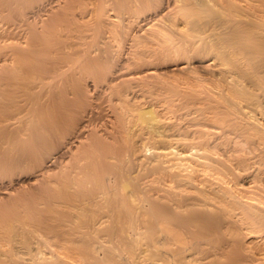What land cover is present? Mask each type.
<instances>
[{
	"label": "rangeland",
	"instance_id": "obj_1",
	"mask_svg": "<svg viewBox=\"0 0 264 264\" xmlns=\"http://www.w3.org/2000/svg\"><path fill=\"white\" fill-rule=\"evenodd\" d=\"M4 1H6V3H2V4H4V5H2V7H5V8L7 7L6 10L11 9L12 11H15V12L19 11L20 9L26 11L29 8L28 6H30L31 8H29L27 10V12H28V15L31 14V16H32L31 21L35 20V19L38 20V18H41V16H46L44 14L47 11L50 12V10L53 8V6H52L53 3H54V5L59 3V2H61L62 4L67 3L65 5L70 4V0H66L67 2H64V0H57V1L56 0H40V1L36 0L33 2H32V0H28V1L27 0H8V1L4 0ZM17 2H19V3H17ZM16 3L19 5H17ZM7 4H9V6H6ZM46 4H47V6H46ZM15 5H17V7ZM34 5L37 9L35 7H33ZM38 6H40V8L41 7L42 8L40 9ZM43 6H44V8H43ZM49 6L51 9L49 8ZM47 7H48V10H46ZM88 7H91V6H88ZM34 8H35V10H33ZM37 10L40 12L38 13ZM34 12L37 14L33 16L32 14H35ZM38 14L41 16L38 17ZM47 14H48V12H47ZM109 14H111V15H109ZM97 15H99V13ZM108 15L110 17H108ZM106 16L107 17L104 16L102 18L106 19L105 22H107V21L110 22L112 20V18L114 17V13L111 11ZM111 16H113V17L111 18ZM109 19H111V20H109ZM1 20H2V22H1ZM93 23H95V21ZM263 23H262V25L264 27ZM4 24H5V21L0 18V26L2 28L0 30H3V28L6 27V24H5V26H4ZM81 24H83V22H81ZM53 26H51L52 30L49 29L50 27L47 28V30H49V31H45L46 28H44L43 31L46 32L45 34H43V31H40L39 33L37 32L39 35L42 34L41 36L36 35V33H34L32 35L33 38L41 37V39H39V38L35 39L36 42L42 43V44L37 43V45L39 47L41 46L43 48L42 45L47 46V44H44V43L51 44V43H54L58 39L66 40L69 38L70 42L66 40L67 42H66L65 49L67 48V46L70 43L71 47L68 46V48H70V52H73V50L75 51L77 49H79L81 51V50H83L81 47L84 48L86 45H88L87 43L89 41L96 42V40L99 41L102 39V38H100L101 35H98L99 33L95 32V30H91V31L89 30L87 32L89 37L83 39V40H86L85 42L83 40H81V38H80V40L82 42V44H81L79 42V40H77L78 36H75L79 32L81 26H78V25H77L78 27L67 26L66 28L62 27L63 29L60 26H56V25H53ZM27 29H28V27H27ZM137 29L136 28L134 29V31H136L134 33L139 32L138 36H140L141 37L140 39L143 41L141 43L145 44L147 40H146L145 36H143L144 32H141L140 30H137ZM262 29L264 30V28H261V30ZM53 31H55V32H53ZM48 33L49 34L52 33L51 36H53L54 33H56V35H54L53 37H49V35H46ZM256 33L259 36L258 35L250 36V38H248V40L246 39L243 42L247 43V42H250V40H252V41H253V39L257 40V38L264 36V34L260 35V33H258V32H256ZM90 34H92V35H90ZM44 35L48 36V37H44ZM57 35H59L60 37H56ZM109 35H111V34H109L107 32V33H105L104 36L107 38L106 39L107 41H111L112 44H114L112 46V48H113L112 53H114L113 54L114 57L116 56L114 59V62L118 63L119 58H120L118 55L120 53V52H118L119 46H118L117 42H115V40L113 38H111ZM94 36H96V37H94ZM71 37H75V39H73V38L71 39ZM109 37L111 40L108 39ZM176 37H178V36H176ZM255 37H257V38H255ZM89 38L90 39L93 38L95 40L93 41V39L90 40ZM181 38H183V37H181ZM49 39H51V40H49ZM78 39H79V37H78ZM173 39H176V38H172V41H173L172 43H175V41L178 38L175 41ZM259 39L264 40L261 38H259ZM37 40H40V41H37ZM180 40L181 39L176 41L175 44H177ZM73 41L76 42V44ZM201 41L199 42L200 45L204 43L203 42L204 40L202 41L203 43ZM73 43H74V46L72 45ZM84 43L86 45H83ZM149 43L150 42L146 43L144 46L142 45V47L140 46L141 44H139V47H141V48L147 47L149 49L150 53L155 54L154 52H151V50L158 47L159 45L160 46L162 45V44L158 45L157 43L156 44H154V43L149 44ZM169 43H171V41ZM126 44L129 47H127V45H125L124 49L126 50V52L123 51L122 57L123 56L125 57L126 55H127L126 57H131V56H128L129 53H130V55H132L131 54L132 48L130 47L131 46L130 41H127ZM171 45H173V44H171ZM189 46H191V45L189 44L188 48H189ZM77 47H79V48H77ZM162 47L164 48V45H162ZM162 47L157 49V50H159V52L157 51L158 54L155 55L156 58L154 57L151 59L153 61H155L152 64L156 63L154 65L159 66V68H161L160 70L161 71L163 70V71L157 73V75H154L152 77H145V78L133 80L131 82V84H134V85L129 84V86L127 88L128 97L125 96V98H122L123 95L121 96V94H119L116 90L112 91V90L106 88V87H108V84L104 79H100L99 81L94 82L95 81L94 78H92L90 76L87 77V80L89 81V85H90L89 89H90V92L92 94V95L90 94V99H91V102L93 103L92 106H96V107H92L91 105H87V107L89 106L87 110L94 108L93 110L91 109L93 111V113H91V115H93V116H91V121L89 124L91 125L90 127L95 131L97 130L99 134L106 133L103 136L104 137L107 136L108 139H107V137L104 139H107L109 141L111 140L110 136H108V134H110L109 133L110 129L115 128L116 127L115 125H117V123H115V121H116L115 110L124 109L125 107H123V105H125L126 107L128 106V108L132 107V108L128 109V112H130V113L128 114L129 120L127 121V123L129 125L128 124L127 125H128V127H131L134 130V132H133V130H132V132L135 135L134 136L135 140L137 141V143L139 144V146L142 149V150H140V152H138L139 155L138 154L137 155L134 154L133 156L131 155L132 157H135L134 159L131 157L130 159H127L123 163L116 158L110 159V157L108 156V155H110V152L105 151L106 150L105 148H107V150H108V146L107 147L103 146L105 144V141H106L104 139L102 141L101 140L97 141V142L94 141L95 144L97 143V146L95 144L92 145L93 144V143H91L92 141L91 142L87 141L85 143L86 146L81 147L82 144L80 145V149H78L79 145H78V142H76V144H73L75 146L72 149L73 151L72 150L69 151L64 147V143H65L66 138H69L72 136L71 132H68V137H66L65 139L60 138V137L56 138V136H54V137L52 136L53 139H50L48 136H45V138H46L45 139L44 136L42 135V134H44L43 133L44 129H42L43 128L42 123H40V122L36 123L35 121L31 122V124H30V127L33 128L34 131L33 130L27 131V133L33 132L34 135H33V133H31V135L33 137L29 136V133H28V135L23 134V139L17 140V138H10L8 141L9 143L7 142L5 144V146L9 145L8 147H6L7 149H4L5 147L0 146V150H1L0 151V163H1L0 164V264H7L8 262H9L8 264H10V261H8V260H11L12 262H15L16 259L18 260L20 257L17 254L21 253L20 249H22V248L23 249L21 251L25 250V253L28 254L29 249L36 250L35 247L36 248L42 247L41 250L45 249L42 251H44L45 255L48 256L50 254V250H49L50 248H48L47 246L51 244L50 242L55 243L54 241H52V239L54 240L57 237L53 238L52 236L53 235L58 236L57 234H59L61 237L58 236L59 238L56 239V240H59V244L57 242L58 247L57 246L56 247L59 248V250H61L63 252V254L65 252H67L66 254L70 255V253H68V252L73 251L74 253L71 252V255L73 254L72 255L73 257L78 258L79 257L78 254H81V253H83L81 251H84L83 248H84V246H86L85 243H88L87 244L88 246L96 247L98 249L97 251H99L98 254H100V256L101 255L103 256L105 254V251H107V249L105 250L104 247H100L101 245L102 246L103 245L109 246L108 244H110L113 246L115 244V242H118V241H111L112 236L110 235V232L113 229L111 230L110 228H112L114 226L113 217H114V219H116L115 217H117L119 215L118 213H120L122 211V213H120L121 215L123 214L122 216H124V215L127 216V219H129V220L136 218L137 220H134V219L132 220L133 222L135 221V225L136 226H138L140 224L144 225V227H143L144 229L142 228V230H147L145 228H148L146 226L150 225L149 218H146V216L145 217L139 216L142 213H139V212H141V210L140 211L138 210V212L136 211L137 206H139V204H141V203H144L147 206H149L152 198H154V199L157 198V200L160 202V204L162 206H165L168 204V209L170 210L171 216H173V217L176 216L177 218H179L180 216L185 214V212H184L185 208H182L179 210L174 209L175 205L174 204L172 205L171 199L175 198V196L178 195V193H176V192H179V193L185 192L183 195H185L186 197L189 196L190 200L192 202L196 203L195 205L193 203H191V205H194L195 207L189 205L192 208H188L189 207L188 206L187 210H189L190 213L192 212L191 213L192 215L194 214L193 216L195 219H197L199 221L198 224L200 227H201L202 223L203 222L205 223V221H206L205 225H203V227L200 228V230L197 229V228H199V226L195 228V229H197V231L199 230L198 232L203 233L204 231H207V230L210 231L211 229H214V230L216 229V234L214 236V240L216 242L214 240H212L209 245H212V247H214V245L218 246V245H222L223 243H225L224 245H228L230 247L229 248L228 246H226V248H229V250H231V248L233 249L234 246H236V248L234 249L235 250L234 252L236 253L237 256L233 255V254H235V253H233V251H229V250L226 251V252L229 251V253L232 252L231 254L228 253V255H227V257H229L228 259H230V260H232L233 257H236V258L247 257V259L249 261L251 259V256H253L252 259L248 263H251L252 261H254V263L264 262V261H262V259L264 260V247H262V246H264V244H263L264 243V237H263L264 236V216H263L264 215V203H262V200L264 202V144L262 143L264 141L261 138L262 136H260V133H259L260 131H258V130H264V129L253 130V128H255L256 126H258V127H256V129L257 128H264L263 127V125H264V114H263V112H264V106H263L264 105V103H263L264 102V89L262 88V86H260V83H258V82H260V81H258L259 76H257V75L254 76L255 77L254 78L255 83L252 84L253 85V87H252V86H250V84H249L250 82L248 81L249 75L245 74V72L247 71L246 67H243L242 70H237L234 64H229V66L227 64L226 66L229 67L228 68L229 70L230 69L234 70V68H235V71L241 72L240 75H238L239 74L238 73L234 76V78H236V79L234 80V86H233V83H231L229 81V79L220 75L218 73V71L214 70L213 68L209 69V68L203 66V64L205 62H207L205 60L208 59V61H209V58H208V56L202 55L199 52L200 50H198L197 48H195L196 49L195 51H192L194 49H192L191 52L188 51V54H187L188 56L185 53L184 54L179 53V51L182 50L183 47H182V49L176 48L173 54H172L173 51H171V53H169V52L166 53V54H171L173 56H170V55L164 56L163 52H165V48L163 49ZM198 47H199V45H198ZM66 50H68V49H66ZM128 50H131V51H128ZM155 50L156 49H154L152 51H155ZM192 52H193V54H192ZM123 54H125V55H123ZM177 54L183 55L185 58L184 57H182V58L185 60L181 59V56L179 57V56H177ZM160 58L161 59L163 58V59L161 60ZM186 59L187 60L190 59L189 61L191 62V65L193 66V68H192V66H190V68H188V69L187 68L186 69L174 68L175 65L178 64L176 62L180 63L182 61H186ZM115 60H117V61H115ZM156 60H157V62H156ZM258 62L260 64L264 62V54H263V57L261 55L255 59V63L259 64ZM73 65H75V64H73ZM73 65H72V69H74V67H75ZM167 68H169V69H167ZM72 69L69 70L70 73L68 71V75L64 76L67 80H69L68 82H70V80L74 81V78L76 76L75 74H77L76 72H74L75 70H72ZM126 73H130V72L127 71V72H123L122 74H126ZM71 74H72L73 78H71V76H70ZM37 77L38 76H36V78H34V80H37ZM221 77H222V79H221ZM91 79H93V80H91ZM256 82L259 84V86H257ZM71 83L72 82L67 83L68 85H65L63 87H65V88H68V86L71 87ZM237 84H239V87L243 88V89L244 88H248V89L255 88L252 91H253V93H255V95L256 94L258 96L260 95L259 97L256 96L258 101L254 102V101H256V99H255L256 97H254L252 100H247V99H244L243 97H239L237 95L238 94L237 92H232L233 89L235 87H237ZM94 86H96V87H94ZM259 88H261V90ZM37 89L39 90L40 87H35L34 91L35 90L36 91L32 92V93H37V91H38ZM24 91H25L24 95H22L23 94V91H22L20 93V96H19L20 98L18 97L19 99H21L20 102L24 103V104L21 103L22 106H26L31 101L30 99H31V94H32L31 92H28L30 90H24ZM26 95H28V96H26ZM27 97H30V98H28V100H29L28 102H27ZM22 98H24L25 100ZM225 98H227V99H225ZM236 98L237 99L239 98L237 101L238 105L235 102H233L234 101L233 99H236ZM95 101L97 103H95ZM113 102L115 103V105H112ZM248 103H250V104H248ZM101 104H103V105H101ZM149 104H152L154 106L155 110L157 111L158 117L160 119V122H159L160 125H157L158 126L157 129H155L154 131L150 130V128L147 125L143 124L144 125L143 126L139 122L137 123L138 126L133 125L135 123V120H136L135 119V117H136L135 110L138 107H142L144 105H149ZM260 106H261V108H260ZM101 107H103V108H101ZM112 107H114V108H112ZM236 110H238V111H236ZM243 110H247V113L249 112L251 115L252 114L253 115L251 116L250 114H246L243 112ZM103 112H105V114ZM94 114H95V116H94ZM101 115H102V117H101ZM246 115H250V116H246ZM133 116H135V117H133ZM257 119H259L260 121H258ZM79 120H80L79 117L75 118V123L73 124L74 127L76 126L75 125L76 122H78ZM252 120L255 122L258 121V123L248 124L250 126H247L246 124L251 123ZM247 121H249V122H247ZM100 122H102V123H100ZM113 122H114V125H113ZM73 125H72V128L74 129ZM250 127L252 129H250ZM72 128H70L69 131H71ZM105 128H107V129H105ZM36 129H38V130H36ZM248 130H249V132H248ZM136 132H138V133H136ZM246 132H248V134H245ZM179 133H180V135H177ZM251 133H253V134H251ZM261 133L264 136L263 131H261ZM182 136H184L185 138H182ZM178 137H180V138H178ZM25 138H29V139L31 138V139L25 140ZM155 138L157 139V141L159 140V142L156 143L157 145L159 144V147L164 148V149L168 148L167 149L168 153H169V154L167 153L168 155L163 154V156L161 155L160 158H156L153 151L152 152L150 150L145 151V146L143 144H145L146 142L151 143V141H153V139H155ZM176 138L178 139L179 142L177 141ZM205 139H206V141H205ZM263 139H264V137H263ZM22 140H25V141H22ZM202 140L205 142H202ZM88 142H89L90 146L87 145ZM106 142H108V141H106ZM31 146L32 147L36 146V147L33 150V149H31L32 148ZM98 146H99L100 150H97V149H99ZM102 146H103V148H102ZM163 146H165V147H163ZM2 148L4 150H2ZM76 149H78V151ZM174 149H176V150L179 149L178 151H180L182 153L181 157H179V155L178 156L175 155L176 153H175ZM202 149L205 150L206 152L202 151ZM31 150H33V152ZM79 151H81V153ZM201 151L205 152L204 154H209L208 156L205 157L206 158L205 162H204V159L201 158V156L203 154ZM30 152H32V153H30ZM69 153L70 154L72 153V154L70 155ZM75 153H77L78 155ZM170 153H172L173 155H170ZM5 154H7V156ZM32 154H33V156H32ZM76 155H77V157H76ZM199 155H201V156H199ZM170 156H172V157H170ZM176 157H178V158H176ZM199 157L201 159H199ZM208 157H210L208 159L209 161H207ZM26 159H28V160H26ZM144 159L150 160V161L152 160V162L149 163V161L148 162L145 161V162H147L145 165ZM154 159L156 160L157 164L158 163L161 164L160 169L164 168V170L159 169V171H158V170H155V168L154 169L152 168V166L153 167L155 166L154 163H156V162H153ZM157 159H158V161H157ZM202 159H203V161H202ZM20 160H22V161H20ZM23 160H26V161H24L25 163L23 162ZM109 160L111 162H109ZM129 160H131V161H129ZM179 161H180V163H178ZM15 162L17 163L16 168H11L10 165H7L9 163H15ZM18 163H21V164H18ZM174 163H176V165H174ZM167 165H168V167L171 166L174 168H172V169L167 168ZM180 165H181V167H178ZM243 165L246 168H243L244 167ZM8 166H9V168H7ZM44 166H45V168H44ZM42 167L45 170L46 169L48 170V172H45L46 174L43 173L44 175L41 174L42 173L41 172ZM244 169H246V170H244ZM171 171H173L172 176L170 175ZM174 172H176V174H179L180 178L184 177V179H183L184 182L186 180L189 181V179H190L189 184L187 185L186 182H188V181H186L185 182L186 186H185V184H183V182H182L181 186H183V187H181L178 182H176L175 180L173 181L174 178L177 179V177L173 176ZM115 173L117 174L116 176H115ZM120 175H122V176H120ZM105 176L106 177L110 176V177L106 178ZM130 176H131L130 180H132V179L136 180V181L135 180L132 181V182H134L133 185H134L135 189H137L139 187V189L137 191L134 190L135 193H137V194H135V195H137L136 199H134L133 197H131V195H129L132 199L135 200V204L133 203L134 202L133 200L131 201V198H125V197H128L129 191L128 192L125 191L120 186V184H122V180L129 179ZM120 177H122V178H120ZM63 179H65V180H63ZM114 179H116V181H114ZM108 180L111 182V184ZM160 180H162V181H160ZM101 181H103V182H101ZM156 181H158V182H156ZM63 182H65V184L67 182V184L64 186ZM72 182H73V184H72ZM112 182H113V184H112ZM155 182H156V184H155ZM100 183H101V185H103V183L107 184V185H109V184L111 185V186L106 187L105 192H104V194H105L104 197H103V193L100 195V193H101L100 192L101 188H99V187H101ZM60 184H62V185H60ZM137 184H139V185H137ZM154 185L156 186V188ZM176 185H177V187H176ZM136 186H137V188H136ZM66 187L67 188L69 187V188L67 189ZM120 187L122 188V191H120L121 190ZM98 188H99V190H98ZM107 188H109V189H107ZM114 188L118 189L119 191L114 190ZM169 188H172L173 190L169 189ZM103 189H104V186L102 187V192L104 191ZM167 189H169V190H167ZM59 190H61V191H59ZM64 190H65V192L68 191L67 193H74L73 195H76V196L75 197L71 196L72 197L71 198L70 194L69 195L65 194V196L59 195L60 193L62 194V192ZM85 190H86V192L87 191H90V192L84 193ZM96 190H98L97 193H96ZM69 191H71V192H69ZM65 192H63V194ZM107 192L109 193V195ZM55 193L57 194L56 196L58 198L54 197ZM202 193H204L206 195H204ZM42 194H43V196H42ZM45 195H49V196H45ZM84 195L87 197H85ZM95 195H97V197ZM140 195H143L142 198H140L141 197ZM157 195H160V196L158 197ZM172 195H174V196H172ZM82 196H83V198H82ZM65 197H67V198H65ZM89 197L92 199H90ZM110 197H112V198H110ZM169 197H171V198L169 199ZM201 197L203 198V200L207 199V201L201 200ZM96 198H98V199H96ZM107 198H109L111 200H109ZM59 200H63L64 204L62 202H60ZM68 200H70V201H68ZM83 200H85V201H83ZM167 200H169L170 202ZM199 200H200L201 204H203V205H201L200 202H198ZM227 200L230 203H227ZM229 200H231V201H229ZM257 200H261V208H257L260 205L258 203L259 201H257ZM210 201H212V202L210 203ZM92 202H93L94 206L91 205ZM60 203H61V205L59 206ZM83 203L85 204V206H82V205H84ZM117 203H119V204H117ZM209 203L211 204V206H209ZM227 204H231L232 206L235 205L236 207L235 206L232 207V208H235V210H233L230 207L231 205L228 206ZM57 205H58V207H57ZM62 205H63V208H62ZM73 205L75 207H79L78 208L79 210L77 208L72 207ZM103 205L105 207H103ZM225 205L227 207H224ZM128 206L131 207L132 210ZM217 206H221V207H223V209L225 208L226 210L225 209L223 210L221 207L218 208ZM249 206H250V208H248ZM71 207H72V209L74 208L75 210L74 209L71 210ZM86 207H88V208H86ZM117 208L120 210H118ZM124 208H126L127 210ZM229 208L232 209L233 211L229 210ZM85 209H86V211H85ZM107 209H108V211H106ZM128 209H129V211H128ZM245 209L246 210L250 209V210L246 211ZM76 210H78L77 213L75 212ZM104 210L106 211V213ZM193 210H195L194 213H193ZM251 210L253 212H251ZM13 211H14V213H12ZM62 211L64 213H62ZM68 211H70V213ZM79 211H80V213H79ZM87 211H89L88 214H87ZM115 211H117V213ZM71 212H74V213H71ZM107 212H110V213H107ZM127 212H130L131 214L132 213H135V214H133V216H131V214H129V213L127 215ZM227 212L229 213V215L231 217L227 214ZM260 212L263 213V215L259 214ZM65 213H66V215H65ZM96 213H98V215ZM251 213H253V215L256 217L258 216L257 219H252L253 215H250L251 216V218H250L249 214H251ZM55 214H56L57 218H54ZM69 214H74L75 218L73 217L74 215L69 216ZM106 214H115V215L118 214V215L117 216L110 215V217H109ZM137 214H138V217L136 216ZM146 214H147V211H146ZM102 215H103V218H101ZM226 215H228L229 217ZM40 216H42V217H40ZM50 216H51V218H49ZM243 217H244V219H242ZM256 217H253V218H256ZM78 218H79V220H78ZM99 218L101 220H99ZM106 218L110 219V220H107ZM40 219H41V222L39 223ZM57 219H58V221H64L63 223L64 224L66 223L67 226H65L62 222H57ZM73 219H75V220H73ZM104 219H106V220H104ZM37 220H39V221H37ZM98 220H99V222H98ZM142 220H146V222L142 221ZM248 220H250V221H248ZM79 221H81L80 225L78 224V226H77V223H79ZM136 221H141V222H136ZM227 221H229V222H227ZM261 221H263V222H261ZM36 222L39 223L40 225H38ZM52 222H56V223H52ZM86 222L88 225L86 224ZM96 222H98V226H96L97 225ZM142 222H143V224H142ZM208 222H209V224H207ZM67 223H69V224H67ZM95 223H96V225H94ZM101 223L104 225H102ZM228 223H230V224H228ZM54 224L56 226V227L54 226L55 228H58L57 225H59V227L61 225V227L57 229V230L60 229L59 231H57L55 228L52 227ZM223 224H225V225L223 226ZM36 225L41 226V227H38L39 228L38 229V228H36L37 227ZM229 225H231L232 228ZM206 226H209V227H206ZM219 226H221L220 228H222L223 231H222V229L218 228ZM140 227H142V226H140ZM225 227H227L228 229L225 230L226 229ZM233 227H235V228H233ZM35 228L38 230H36ZM69 228H70V230H69ZM100 228H102V229H100ZM203 228H204V231H203ZM207 228H209V229H207ZM53 229H55V231H57V232H55ZM76 229H77V231H76ZM79 229L81 232L79 231ZM231 229H232V231H231ZM51 230H53V231H51ZM31 232H32V234H31ZM60 232H62V233L60 234ZM75 232H76V234H75ZM73 233H74V235H73ZM81 233H83L84 235ZM153 233H154V231H151V229H149L146 233H144V234H146V239L151 237ZM66 234H69V235L66 236ZM49 235L50 236L52 235L51 236L52 239ZM63 235L66 237L64 238ZM87 235H89V236H87ZM218 236H219V239H218ZM41 237H43V238L49 237V240H51V241H49V244H48V241L46 242V239L44 238L45 239L44 241L46 242V246H45V243L43 244V240L38 239V238L41 239ZM15 238H16V240H15ZM60 238H61V240H60ZM70 239H74L75 242H77L76 240H79V241L77 243H75L74 240H70ZM102 239H104V242L102 241ZM63 240H65V241H63ZM68 240H69V242H68L69 244L66 243ZM106 240H109L108 241L109 243L107 242V244H106ZM113 240H117V239H113ZM224 240L225 241L227 240L228 242L233 241L237 245L230 246L231 243L229 242V244H226L227 241L225 242ZM38 241H42V242L35 243ZM90 241H92V242H90ZM28 242H29V244L31 242V244L34 246L33 247L31 246L32 248H29ZM61 242L64 244H60ZM70 243L73 245V248H72V245ZM76 244H78V245H76ZM91 244H93V245H91ZM62 245H65V248ZM116 245H118V244H115L113 247H115ZM258 245H260V246H258ZM23 246H25V247H23ZM81 246L83 248H81ZM118 246L116 247V249L114 248V250L117 251L118 253L121 251L122 254L119 253V254H121V255H119L118 253H116L114 251L115 254H117V256L129 258L133 255L132 254L133 252H128L127 250L130 251L131 249H134V247L131 249L124 247V249H122L123 248L122 245H120L121 247H119V248H118ZM60 247H63L64 249H62V248L60 249ZM67 247H69L68 249L70 251H68L66 249ZM79 247H80V249H78ZM208 247L211 248L210 246H208ZM107 248H109V247H107ZM140 248L141 247L139 245V248H137V254L138 253L140 254L139 261H138L139 264H157L158 256H152L151 257V255H148V254L152 253L151 250L149 252L144 251L145 253L148 252L147 254H145V253H143V249H140ZM242 249H243V251H242ZM32 250H30V252H31V253H29L30 255L32 254V252L36 253L38 251V249H37V251H32ZM64 250H67V251H64ZM17 251H18V253L16 254L15 252H17ZM100 251H102V252H100ZM140 251H141V253H140ZM47 252H49V253H47ZM25 253H24V255H27ZM130 253L132 255H130ZM250 253H251V255L248 258L247 254H250ZM243 254H245V255H243ZM84 255H86L85 252H84V254H82L80 256L85 257ZM152 255H154V254H152ZM230 255H233V257L232 256L230 257ZM12 256H14V257H12ZM27 256H29V255H27ZM9 257H10V259H9ZM153 257H154V259H153ZM227 257H224L223 259H225ZM12 258H15V259H12ZM79 259H81V258L79 257ZM82 259H84L86 261L91 260V259H88L87 257L82 258ZM228 259H226V260H228ZM258 259H261V261H259ZM226 260H224V261H226ZM230 260H228L227 262H229ZM92 262H93V260H91V262H89V263L91 264ZM96 262H98V261H96ZM161 262L163 263V261H161ZM99 263L102 264L101 261L98 262V264ZM104 263H106V262H104ZM94 264H97V263H95V261H94Z\"/></svg>",
	"mask_w": 264,
	"mask_h": 264
},
{
	"label": "bare ground",
	"instance_id": "obj_2",
	"mask_svg": "<svg viewBox=\"0 0 264 264\" xmlns=\"http://www.w3.org/2000/svg\"><path fill=\"white\" fill-rule=\"evenodd\" d=\"M33 1H36V0H32V2ZM38 1H40V0H38ZM64 2H67V1L64 0ZM2 3H6V1L0 0V18L3 19L5 21V24H6V27H4L3 30H0V146L5 147L4 149H7L6 147L9 146V145L5 146V144L9 141L10 138H17V140L23 139V134L28 135L29 132L27 133V131H30V130L34 131V129L30 127L31 122H33V121H35L36 123L37 122L42 123V127H43L42 129H44L43 130L44 134H42V135L44 136V138H45V136H48L50 139H53L52 136L53 137L56 136V138L60 137V138L65 139L66 137H68V132H71L72 136L69 138H66L65 143H64V147L69 151L75 147L73 144H76V142H78V145H79L78 149H80V145L82 144L81 147L86 146L85 143L87 141H89V142L92 141L91 142V143H93L92 145H94L95 142H97V141H100V140L102 141L104 138L107 137L106 135H105L106 137L103 136L106 133L99 134L98 131L96 130L97 131L96 132L95 130H93L90 127L91 125L89 124L91 121V116H93V115H91V113H93L92 110L94 108L90 107L92 110L91 109L87 110L89 107V106L87 107V105L92 106V104H93L91 102V99H90L91 92L89 89L90 85H89V81L87 80V77L90 76V77L94 78V80H95L94 82L99 81L100 79H104L108 84V87H106V88H108L112 91L116 90L119 94H121V96L122 95L124 96V97L122 96V98H125V96L128 97L127 88L129 86V84L134 85V84H131V82L133 80L141 79V78H145V77H152L154 75H157V73L163 71V70L162 71L160 70L161 68H159V66L154 65L156 63L152 64L155 61H153L151 59V58H154L156 54H158L159 50H157V49L161 48L162 45H164V48H165V52H163L164 56H168V55L173 56L171 54H166V53H168V52L171 53V51H173L172 52V54H173L176 48L182 49V47H183V49L180 50L179 53L180 54L185 53L186 55L188 54V51L191 52L192 49H194L192 51H195L196 50L195 48H197L198 50H200L199 52L202 55L208 56V58H209V61H208V59L205 60L207 62H205L203 64V66L207 67L209 69L213 68L214 70L218 71V73L220 75L229 79V81L231 83H233V86H234V80L236 79V78H234V76L238 73H239L238 75H240L241 72L235 71V68H234V70H231V69L229 70L228 69L229 64H234L237 70H242L243 67H246L247 71L246 72L244 70L243 71L245 72V74L249 75L248 81L250 82L249 83L250 86L253 87L252 84L255 83V80H254L255 77L254 76L257 75V76H259L258 81H260V82H258V81L257 82L260 83V86H262V88L264 89V62L261 64L259 62H258L259 64L255 63V59L261 55L263 57V54H264V40L259 39V38L264 39L263 38L264 36L257 38L259 35L256 33V32H258V33H260V35L264 34L263 33L264 30L263 29L261 30V28H264L262 25V23L264 22V0H70L69 5H65L67 3L62 4L61 2H59V3L56 2L57 4H55V5L53 3L52 9L50 8L51 5L49 6V8L51 9L50 12L47 11L48 14H47V12L45 14L43 13L46 16H41L38 14V17L41 16V18H38V20L35 19L32 21H31V18H32L31 14L28 15V12H27V10L29 8H31L30 6H28L29 8L26 11L20 9L19 11L15 12V11H12L11 9L6 10L7 7L6 8L2 7V5H4ZM17 3H19V2H17ZM17 5H19V4H17ZM17 5H15V6L17 7ZM35 5L33 7H35ZM6 6H9V4H7ZM46 6H47V4H46ZM88 6H91V7H88ZM38 7L40 8V6H38ZM35 8L33 10H35ZM43 8H44V6H43ZM46 10H48V7L46 8ZM111 11L114 13V17L111 16V18L113 17L114 19L113 18H112V20L109 19L111 21L110 22L107 21L108 22L107 23V22H105L106 19H104L102 17H104V16L107 17L106 15ZM37 12L39 13L40 11L37 10ZM98 13H99V15H97ZM36 14L37 13L32 14V15L34 16ZM109 15H111V14H109ZM109 15H108V17H110ZM94 21H95V23H93ZM1 22H2V20H1ZM81 22H83V24H81ZM5 24H4V26H5ZM53 25L60 26L61 28L62 27L66 28L67 26H72V27L73 26H75V27L81 26L79 32L77 33V35H75V36L79 37V39L77 37V40H79V42L81 44H82L81 40L89 37V35L87 34V32L89 30L90 31L95 30V32L99 33L98 35H101L100 38H102V39L101 40L98 39L99 41L96 40V42L89 41L87 43L88 45H86L84 43L83 45H86V46L84 48L81 47L83 49L81 51L79 49H77L75 51L73 50V52H70V48H68V46L71 47L70 43L66 48L68 50L65 49L66 42L69 41V38L66 39L67 41L57 38L58 40H56L54 43H51V44L44 43V44H47V46L42 45L43 48L41 46L39 47L37 45V43H40V44H42V43L36 42L35 39L36 38L41 39V37L33 38L32 35L34 33H36V35L41 36L42 34H40V35L38 34L40 31H43L44 28H46L45 31H49V30H47V28H49V27H50L49 29L52 30L51 26H53ZM27 27H28V29H27ZM135 28L136 29L138 28L137 30L144 32V34L146 33L145 35L143 34V36H145V38L147 40L146 43L150 42L149 44H151V43H154V44L157 43L158 45L162 44L161 46L157 45L158 47L154 48V49H156L155 51H152L154 49L151 50V52H154L155 54L150 53V51L147 47L141 48L142 45L144 46L146 43L145 44L141 43L143 41L140 39L141 37L138 36L139 32L134 33V32H136V31H134ZM0 29H2L1 26H0ZM53 32H55V31H53ZM107 32L109 34H111L109 36L111 38H113L119 46L118 52H120V53L118 55L120 58H119L118 63L114 62V59L116 56L114 57L113 56L114 53H112V51H113L112 46L114 44H112L111 41H107L106 40L107 38L104 36L105 33H107ZM45 33L46 32L43 31V34H45ZM51 34L48 33L46 35H49V37H53L54 35H56V33H54L53 36H51ZM92 34H90V35H92ZM59 35H57L56 37H60ZM253 35L254 36L258 35L257 37H255V38H257V40L253 39V41H252L249 39L250 42H247V43L243 42L246 39L248 40V38H250V36H253ZM176 36H178V37H176ZM44 37H48V36L44 35ZM94 37H96V36H94ZM110 37L108 38L109 40H111ZM181 37H183V38H181ZM72 38L75 39V37H71V39ZM80 38H81V40H80ZM172 38H176V39L178 38L177 40L173 39L174 41L175 40L178 41L179 39H181V40L177 44H175L176 41H175V43H172L173 42ZM92 39H90V40H92ZM49 40H51V39H49ZM94 40L95 39H93V41ZM201 40L202 41L204 40L203 41L204 43ZM37 41H40V40H37ZM83 41L85 42L86 40H83ZM127 41H130V45H131L130 47L132 48V51L131 50H128V51H131L132 55H130V53H129L128 56H131V57H126L127 55L125 57L124 56L122 57L123 51L126 52L124 47H125V45H127L126 44ZM170 41H171V43H169ZM200 41L203 44L200 45L199 44ZM74 43L76 44V42H74ZM74 43L72 44L73 46H74ZM139 44H141L140 45L141 47H139ZM171 44H173V45H171ZM189 44L191 46H189V48H188ZM198 45H199V47H198ZM127 47H129V46L127 45ZM77 48H79V47H77ZM192 54H193V52H192ZM123 55H125V54H123ZM177 56H179V57L181 56V59H183L182 57H184L183 55H179V54H177ZM183 60H185V59H183ZM189 60L186 59V61H182L180 63L176 62L178 64H176L174 68H177V69H186V68L188 69V68H190V66H192V65H191V62ZM115 61H117V60H115ZM156 62H157V60H156ZM73 64H75V65H73ZM227 64H228V66H226ZM72 65L75 66L74 69H72ZM192 68H193V66H192ZM71 69L75 70L74 72H76L77 74H75L76 76L74 78V81L70 80V82H72L71 87L68 86V88H65L63 86L68 85L67 83H70V82H68L69 80H67L64 76L68 75V71ZM167 69H169V68H167ZM127 71H129L130 73L122 74L123 72H127ZM69 73H70V71H69ZM36 76H38L37 80H34V78H36ZM70 76H71V78H73L72 74ZM221 79H222V77H221ZM91 80H93V79H91ZM258 83H257V86H259ZM35 87H40V89L39 90L37 89L38 90L37 93H32V92L36 91V90L34 91ZM94 87H96V86H94ZM254 89L255 88H253V89L244 88L243 89V88L239 87V84H237V87H235L232 92H237L238 93L237 95L239 97H243L244 99H247V100H252L254 97L258 96L257 94L255 95V93H253L252 90H254ZM259 89L261 90V88H259ZM24 90H30L28 92L32 93L31 99H30L31 101L26 106H22V104H24V103L20 102L21 99H19L20 93L22 91H23L22 95H24V92H25ZM26 96H28V95H26ZM28 98H30V97H27V102L29 101ZM22 99H24V98H22ZM225 99H227V98H225ZM236 99H233L234 100L233 102H235L237 104V101L239 98L237 100ZM255 99H256V101H254V102H257L258 101L257 97ZM95 103H97V102L95 101ZM113 103H112V105H115V103L114 104ZM248 104H250V103H248ZM101 105H103V104H101ZM92 107H96V106H92ZM123 107H125V108L122 110H115V112H116L115 123H117V125H115L116 127L114 126L115 128L112 127L113 129H110V132H109L110 134H108V136H110L111 140L110 141L107 140L108 139V137H107V139H104V140H106L108 142L105 141V144L103 145L105 147L108 146V150H107V148H105L106 149L105 151L110 152V155H108L110 157V159L116 158V159L120 160L122 163L124 161H126L127 159H130L134 154L139 155L138 152H140V150H142L141 147L139 146V144L137 143V141L135 140V137H134L135 135L133 134L134 130L131 127H128L129 124L127 123V121L129 120L128 114L130 113V112H128V109H130L132 107L128 108V106L126 107L125 105H123ZM101 108H103V107H101ZM112 108H114V107H112ZM260 108H261V106H260ZM247 110H243V112L246 114H250L249 112L247 113ZM236 111H238V110H236ZM103 113L105 114V112H103ZM263 114H264V112H263ZM135 115H136V117L135 116H133V117H135L136 120H135V123L133 125H137V123L139 122L142 125L143 124L147 125L150 128V130H153V131L155 129H157V127H158L157 125H160L159 124L160 119L158 117L157 111L155 110V108L152 104L144 105L142 107H138L135 110ZM250 115H246V116H250ZM94 116H95V114H94ZM76 117H79L80 120L78 122H76V124H75L76 126L74 127L73 124L75 123ZM101 117H102V115H101ZM257 120L260 121L259 119H257ZM258 121L255 122L252 120L251 123H247L246 125L250 126L248 124H253V123L255 124V123H258ZM247 122H249V121H247ZM100 123H102V122H100ZM72 125H73L74 129L72 128ZM113 125H114V122H113ZM256 127H258V126H256ZM256 127L253 128V130L264 129V128H257L256 129ZM263 127H264V125H263ZM70 128H72L73 130L71 129V131H69ZM105 129H107V128H105ZM250 129H252V128L250 127ZM36 130H38V129H36ZM132 130H133V132H132ZM258 131H260L259 132L260 136H262L261 138L264 141V139H263L264 136L261 133V131H263V133H264V130H258ZM248 132H249V130H248ZM248 132H246L245 134H248ZM31 133H33V132H30L29 136H32ZM136 133H138V132H136ZM251 134H253V133H251ZM33 135H34V133H33ZM177 135H180V133ZM178 138H180V137H178ZM182 138H185V137L182 136ZM26 139H29V138H25V140ZM25 140H22V141H25ZM177 141H178V139H177ZM205 141H206V139H205ZM205 141L202 140V142H205ZM89 142L87 145H89ZM157 142H159V140L157 141L156 138L153 139V141H151V143L150 142H146V143L144 142L145 144H143V145L145 146V151L146 150L147 151L150 150L151 152L153 151L156 158H160V156L161 155L163 156V154L168 155L169 154L168 150H167L168 148L167 149L165 148L166 149L165 150L164 148L159 147V144L158 145L156 144ZM262 143L264 144V142H262ZM95 145L97 146V143ZM103 146H102V148H103ZM35 147L36 146H33L31 149L34 150ZM163 147H165V146H163ZM98 148H99V146H98ZM4 149L2 148V150H4ZM78 149H76V150L78 151ZM33 150H31V151L33 152ZM97 150H100V148ZM174 150L176 153V154L175 153L174 154L177 156L179 155V157H181L182 153L180 151H178L179 149L178 150L174 149ZM202 151H205V150L202 149ZM32 152H30V153H32ZM79 152L81 153V151H79ZM205 152H202V153L204 154ZM172 153H170V155H173ZM33 154H32V156H33ZM75 154H77V153H75ZM203 154H202V156L201 155H199V156H201V158H203L204 162H205V159H206L205 157L208 156L209 154H204V155ZM5 155L7 156V154H5ZM77 155H76V157H77ZM170 157H172V156H170ZM132 158L134 159L135 157H132ZM176 158H178V157H176ZM201 158L199 157V159H201ZM209 158L210 157L207 158V161H209L208 160ZM28 159H26V160H28ZM203 159H202V161H203ZM26 160H23V162ZM20 161H22V160H20ZM129 161H131V160H129ZM145 161H147V162L149 161V163L152 162V160L150 161V160L144 159V162ZM157 161H158V159H157ZM109 162H111V161L109 160ZM147 162H145V165ZM153 162H156V160L154 159ZM178 163H180V161ZM18 164H21V163H18ZM154 164H155V166L154 167L152 166V168L153 169L155 168V170L159 171L161 164L160 163L157 164V162ZM7 165H10L11 168H16L17 163L16 162L15 163H9ZM174 165H176V163H174ZM178 167H181V165ZM7 168H9V166ZM44 168H45V166H44ZM44 168L43 167L41 168V170H42L41 174L48 172V170L46 169L47 170L46 171ZM167 168L172 169L174 167H171V166L168 167V165H167ZM243 168H246V167L244 166ZM161 169L164 170V168H161ZM244 170H246V169H244ZM172 172L173 171L170 172L171 174L169 173L171 176H172ZM116 175L117 174L115 173V176ZM120 176H122V175H120ZM173 176L177 177V179L174 178L173 181L175 180L176 182H178L180 186H181L182 182H183V184H185V182L188 181L185 179L186 181L184 182V180H183L184 177L180 178L179 174H176V172L173 173ZM108 177H110V176H108ZM108 177H106V178H108ZM120 178H122V177H120ZM130 179H131V176L129 179L122 180V184H120V186L125 191H127V192L129 191L128 197H125V198L133 197L134 199H136L137 195H135V194H137V193H135L134 190L137 191L139 189V187L137 188V186H136L137 189H135V187L133 185L134 182H132L135 179L134 180L133 179L130 180ZM63 180H65V179H63ZM114 181H116V179H114ZM160 181H162V180H160ZM101 182H103V181H101ZM156 182H158V181H156ZM156 182H155V184H156ZM189 182H190V179L188 182H186V184L188 185ZM63 184L65 186L67 184V182H66V184H65V182H63ZM72 184H73V182H72ZM110 184H111V182H110ZM110 184L107 185V184L103 183V185H101V183H100V185H101V187H99V188H101L100 195L103 193V197L105 196V194H104L105 189L107 186H111ZM112 184H113V182H112ZM186 184H185V186H186ZM60 185H62V184H60ZM137 185H139V184H137ZM103 186H104V189H103L104 191L102 192ZM176 187H177V185H176ZM181 187H183V186H181ZM99 188H98V190H99ZM116 188H114V190H118ZM122 188L120 191H122ZM155 188H156V186H155ZM107 189H109V188H107ZM169 189H172V188H169ZM169 189H167V190H169ZM98 190H96V193ZM59 191H61V190H59ZM63 192H65V190ZM63 192H62V194L60 193L59 195L65 196V194H67V195L70 194V197L76 196V195H73L74 193H67L68 191H66L64 194H63ZM69 192H71V191H69ZM85 192H86V190L84 191V193ZM89 192L90 191H87L86 193H89ZM56 193L54 195L55 198L57 197ZM176 193H178V195H176L175 198L171 199L172 205L173 204L175 205L174 209L179 210V209L185 208L184 209L185 214H183L179 218H177L176 216H175L176 218L171 216L170 210L168 209V204L167 205L164 204L165 206H162L160 204V202L157 200V198L156 199L152 198L149 206H147L144 203H141V204H139V206H137L136 211L138 212V210L139 211L141 210V212H139V213H142L139 216H141V217L146 216V218H149V223H150L149 226L150 227L146 226V227H148V228H145L147 230H142L144 225L140 224V225L136 226L135 221L134 222L132 221L134 218L132 220H129V219H127V216H125V215H124L125 217L122 216L123 214L122 215L120 214V213H122V211L120 213H118L119 215L117 214L118 216L115 214H106L109 217H110V215L117 216V217H115L116 219H114V217L112 216L113 220H114V222H113L114 226L112 228H110L111 230L113 229L112 231L110 230L111 231L110 235L112 236L111 241H118V242H115V244H118L119 246L116 245L115 247H113L115 244L113 246L110 244H108L109 246H107V245H103V246L101 245L100 246L99 245L100 247H104L105 250L107 249V251H105V254L103 256L101 255L102 257L100 256V254H98L99 253V251H97L98 249L96 247L88 246L87 245L88 243H85L86 246H84V248L82 247L83 245L81 246V248H83V250H84V251H81L83 253H81V254L77 253L81 259H79V257L78 258L73 257L72 256L73 254L71 255V252H73V251H70L68 249L69 247H67L66 249L68 251H70V252H68V253H70V255L69 254L67 255L66 254L67 252H65L63 254V252L61 250H59V248H57L58 247L57 242L59 244V240H56V239L59 238L58 236H60V235L56 233L58 236H56V235L52 236L51 235L53 238L57 237L54 240L49 235L51 237L52 241L55 242V243L50 242L51 243L50 245H48L49 241H51V240H49V237L48 238L44 237L46 239V242L48 241L47 247L50 248L49 249L50 254L48 256H46L44 251H42L45 249L41 250L42 247L41 248L35 247L36 250L29 249V253H31L30 250L37 251V249H38V251L36 253L32 252L31 255L29 253L28 254L25 253V250L21 251L23 249L22 248V249H20V252H21L20 254L18 253V251L15 252L16 254L18 253L17 255L20 257L18 260L16 259L15 262H12L11 260H8V261H10V264H90L89 262H91V260H93V262L91 264H94V261L97 264L100 261L102 264L104 262H106L104 264H139L138 261H139L140 254L139 253L137 254V248H139V245H140V247H141L140 249H143V253H145L144 251L149 252L151 250L152 253L148 254V255H151V257L152 256H158L157 264H195V263L196 264H264V262L254 263V261H252L251 263H248L252 259L253 256H251V259L249 261H248L247 257H242V258L241 257H239V258L233 257V255H236V253L234 252L235 251L234 249L236 248V246H234L233 249L231 248V250H229L230 247L228 245H224L225 243H223L222 245H218V246L214 245V247H212V245H209L211 243V241L214 240V236L216 234V229L215 230L211 229L210 231H208L207 229H209V228H207L206 229L207 231H204V228H203V231H204V232L202 231L203 233L198 232L200 230V228H202L203 225H205L206 221H205V223L203 222L201 227H200L198 224L199 221L197 219H195L193 216L194 214L192 215L191 214L192 212L190 213L189 210H187V207L189 205H191V203H193L194 205L196 203L192 202L188 195H187L188 197L183 195L185 192H180V193L176 192ZM202 194H204V193H202ZM108 195H109V193H108ZM129 195H131V197ZM204 195H206V194H204ZM42 196H43V194H42ZM45 196H49V195H45ZM95 196L97 197V195H95ZM140 196H141L140 198H142L143 195H140ZM157 196L159 197L160 195H157ZM172 196H174V195H172ZM67 197H65V198H67ZM85 197H87V196H85ZM82 198H83V196H82ZM98 198H96V199H98ZM110 198H112V197H110ZM170 198L171 197H169V199ZM90 199H92V198H90ZM107 199H109V198H107ZM134 199L131 198V201L133 200L134 201L133 203L135 204ZM63 200H59V201L63 203L64 202ZM109 200H111V199H109ZM201 200H203L202 197H201ZM68 201H70V200H68ZM83 201H85V200H83ZM167 201H169V200H167ZM203 201H207V199H205ZM229 201H231V200H229ZM257 201H259L258 203L260 205L258 204L259 207H257V206L256 207L261 208V200H257ZM198 202H200V200ZM211 202L212 201H210V203ZM210 203H209V206H211ZM227 203H230V202H228V200H227ZM262 203H264L263 200H262ZM117 204H119V203H117ZM200 204H201V202H200ZM60 205H61V203L59 204V206ZM91 205H93V202ZM194 205H191V206H194ZM201 205H203V204H201ZM227 205L229 206L231 204H227ZM82 206H85V204ZM233 206H235V205H233ZM233 206L231 205L230 207L232 208ZM57 207H58V205H57ZM72 207L77 208V209L79 208V207H75L74 205ZM72 207H71V210L74 209V208L72 209ZM103 207H105V206L103 205ZM217 207L220 208L221 206H217ZM224 207H227V206L225 205ZM62 208H63V205H62ZM86 208H88V207H86ZM129 208H131V207H129ZM188 208H192V207L189 206ZM221 208L223 209V207H221ZM248 208H250V206ZM124 209H126V208H124ZM232 209L235 210V208H232ZM232 209L229 208V210L233 211ZM78 210H76L75 212L77 213ZM118 210H120V209H118ZM131 210H132V208H131ZM85 211H86V209H85ZM106 211H108V209ZM106 211H105V213H106ZM128 211H129V209H128ZM146 211H147V214H146ZM194 211L195 210H193V213H194ZM68 212L70 213V211H68ZM88 212L89 211H87V214H88ZM115 212L117 213V211H115ZM228 212H227V214L229 215ZM251 212H253V211L251 210ZM12 213H14V211ZM62 213H64V212L62 211ZM71 213H74V212H71ZM79 213H80V211H79ZM107 213H110V212H107ZM128 213L131 214L130 212H127V215H128ZM96 214L98 215V213H96ZM133 214H135V213H132L131 216H133ZM259 214L263 215V213H261V212ZM65 215H66V213H65ZM73 215L74 214H69V216H73ZM228 215H226V216H228ZM250 215H253V213L249 214V216ZM136 216L138 217V214ZM40 217H42V216H40ZM73 217L75 218V215ZM253 217H256V216L253 215L252 219H257L258 216L256 218H253ZM49 218H51V216ZM54 218H57L56 214H55ZM101 218H103V215ZM250 218H251V216H250ZM58 219H57V222H62V223L64 222V221H58ZM106 219H104V220H106ZM242 219H244V217ZM73 220H75V219H73ZM78 220H79V218H78ZM99 220H101V219L99 218ZM99 220H98V222H99ZM107 220H110V219H107ZM134 220H137V219L135 218ZM37 221H39V220H37ZM142 221L146 222V220H142ZM248 221H250V220H248ZM40 222H41V219H40L39 223ZM80 222L81 221H79V223H77V226H78V224L80 225ZM98 222H96L97 225H96V223L94 225L98 226ZM136 222H141V221H136ZM227 222H229V221H227ZM261 222H263V221H261ZM39 223H37V224L40 225ZM52 223H56V222H52ZM67 224H69V223H67ZM86 224H87V222H86ZM142 224H143V222H142ZM207 224H209V222ZM225 224H223V226ZM228 224H230V223H228ZM38 225H36L37 226L36 228L41 227ZM64 225L67 226L66 223ZM102 225H104V224H102ZM54 226H55V224L52 227L55 228L56 226L55 227ZM140 226H142V227H140ZM198 226H199V228H197V229H199V230L197 231V229H195V228ZM229 226L231 227V225H229ZM57 227L60 228L61 225H60V227H59V225H57ZM206 227H209V226H206ZM220 227L221 226H219L218 228H220ZM58 228H55V229L57 230ZM70 228H69V230H70ZM102 228H100V229H102ZM225 228H224L225 230L228 229L227 227H225ZM233 228H235V227H233ZM38 229H36V230H38ZM55 229H53V230L55 231ZM77 229H76V231H77ZM149 229H151V231H154V233L152 234L151 237L146 239V234H144V233H146ZM220 229H222V228H220ZM53 230H51V231H53ZM59 230H57V231H59ZM57 231H55V232H57ZM79 231H80V229H79ZM222 231H223V229H222ZM231 231H232V229H231ZM61 233L62 232H60V234ZM31 234H32V232H31ZM75 234H76V232H75ZM81 234H83V233H81ZM67 235H69V234H66V236ZM73 235H74V233H73ZM66 236H64V238ZM87 236H89V235H87ZM44 238L41 237V239L40 238H38V239L43 240V244L45 243V246H46V242L44 241L45 240ZM74 239H70V240H74ZM113 239H117V240H113ZM218 239H219V236H218ZM15 240H16V238H15ZM60 240H61V238H60ZM63 241H65V240H63ZM76 241L78 242L79 240H76ZM102 241L104 242V239H102ZM108 241L109 240H106V244ZM39 242H42V241H38L35 243H39ZM68 242H69V240L66 243H68ZM74 242H75V240H74ZM77 242H75V243H77ZM90 242H92V241H90ZM227 242H226V244H229L230 241L228 243ZM232 242L233 241L230 242L232 244V245L230 244V246L237 245V244H235V242H233V243ZM28 244H29V242H28ZM60 244H64V243L61 242ZM76 245H78V244H76ZM91 245H93V244H91ZM120 245H122V247H123L122 249H124V247L129 248V249L134 247V249H131L130 251L127 250L128 252H133L132 253L133 255L130 253V255H132V256L129 258H126V257L124 258V257L120 256L123 259L122 260L119 256H117V254H115V252L116 253H118V252L114 250V248L116 249L117 246H118V248L121 247ZM28 246H29V248H32L34 245H32L30 242V244ZM62 246L65 248V245H62ZM208 246H210L211 248H209ZM226 246H228L229 248H226ZM258 246H260V245H258ZM23 247H25V246H23ZM63 247H60V249L61 248L64 249ZM85 247L86 248L88 247L89 249L88 248L86 249ZM107 247H109V248H107ZM262 247H264V246H262ZM72 248H73V245H72ZM78 249H80V247ZM67 250H64V251H67ZM227 250L233 251V253H235L233 255H230V257L231 256L233 257L232 260L228 259L229 257H227V255L229 253V251L226 252ZM242 251H243V249H242ZM84 252L86 253V255H84L85 257L80 256V255L84 254ZM100 252H102V251H100ZM148 252H146L145 254H147ZM24 253L29 255V256L24 255ZM47 253H49V252H47ZM119 253L122 254L121 251ZM140 253H141V251H140ZM231 253H229V254H231ZM121 254H119V255H121ZM152 254H154V255H152ZM243 255H245V254H243ZM247 255L249 258L251 253L247 254ZM12 257H14V256H12ZM86 257L88 259H91V260L86 261V260L82 259V258H86ZM224 257H227V258L223 259ZM9 259H10V257H9ZM12 259H15V258H12ZM153 259H154V257H153ZM226 259H228L230 261L227 262L228 260H226ZM224 260H226V261H224ZM258 260L261 261V259H258ZM96 261H98V262H96ZM161 261H163V263ZM262 261H264V260L262 259Z\"/></svg>",
	"mask_w": 264,
	"mask_h": 264
}]
</instances>
